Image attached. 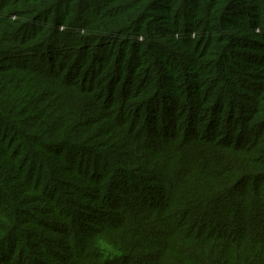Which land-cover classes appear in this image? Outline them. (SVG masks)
<instances>
[{
    "label": "trees",
    "instance_id": "trees-1",
    "mask_svg": "<svg viewBox=\"0 0 264 264\" xmlns=\"http://www.w3.org/2000/svg\"><path fill=\"white\" fill-rule=\"evenodd\" d=\"M0 264H264V0H0Z\"/></svg>",
    "mask_w": 264,
    "mask_h": 264
},
{
    "label": "rangeland",
    "instance_id": "rangeland-1",
    "mask_svg": "<svg viewBox=\"0 0 264 264\" xmlns=\"http://www.w3.org/2000/svg\"><path fill=\"white\" fill-rule=\"evenodd\" d=\"M245 1H249V0H245ZM109 248H106V250H108ZM110 251L112 252V249H110Z\"/></svg>",
    "mask_w": 264,
    "mask_h": 264
}]
</instances>
